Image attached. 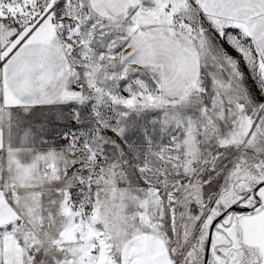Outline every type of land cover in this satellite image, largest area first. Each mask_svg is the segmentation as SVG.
Returning <instances> with one entry per match:
<instances>
[{"label":"snow or ice","instance_id":"snow-or-ice-1","mask_svg":"<svg viewBox=\"0 0 264 264\" xmlns=\"http://www.w3.org/2000/svg\"><path fill=\"white\" fill-rule=\"evenodd\" d=\"M0 264H264V0H0Z\"/></svg>","mask_w":264,"mask_h":264}]
</instances>
